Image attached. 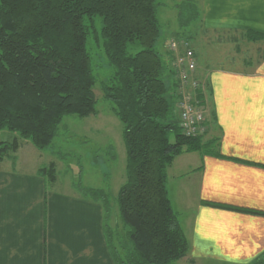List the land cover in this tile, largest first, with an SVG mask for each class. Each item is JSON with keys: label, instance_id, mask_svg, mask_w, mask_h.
I'll list each match as a JSON object with an SVG mask.
<instances>
[{"label": "trees", "instance_id": "16d2710c", "mask_svg": "<svg viewBox=\"0 0 264 264\" xmlns=\"http://www.w3.org/2000/svg\"><path fill=\"white\" fill-rule=\"evenodd\" d=\"M158 5V0H0V131L15 132L42 150L65 116L97 113L89 36L112 67L102 90L122 125L125 181L116 204L129 246L124 255L107 223L108 193L76 187L102 203L115 264H172L190 248L168 198L166 169L182 151L202 148V136L185 137L178 127V82L167 78L168 72L174 76L173 66L163 64L155 49ZM176 8L183 24L196 17L190 1ZM133 45L140 49L130 53ZM17 147L16 139L0 140V161ZM38 172L54 178L56 169L50 162Z\"/></svg>", "mask_w": 264, "mask_h": 264}, {"label": "crops", "instance_id": "0c3cea01", "mask_svg": "<svg viewBox=\"0 0 264 264\" xmlns=\"http://www.w3.org/2000/svg\"><path fill=\"white\" fill-rule=\"evenodd\" d=\"M201 5L202 31L239 33L264 51V0ZM163 49L166 55L167 43ZM232 61L240 63L197 64L208 130L200 138L202 148L182 151L166 169L168 198L190 246L172 264L264 260V53ZM28 147L0 161V264H115L102 203L57 172L54 178L41 175L38 169L46 163Z\"/></svg>", "mask_w": 264, "mask_h": 264}, {"label": "rangeland", "instance_id": "374dc122", "mask_svg": "<svg viewBox=\"0 0 264 264\" xmlns=\"http://www.w3.org/2000/svg\"><path fill=\"white\" fill-rule=\"evenodd\" d=\"M183 1L185 0H158L157 20L160 33L155 43V49L159 52L163 64L167 63V54H172V57L169 58L170 65L173 64L176 56V52L169 49V53L167 52L166 55L163 51V45L169 43L172 39L178 44L183 39L189 44V41L193 39L196 43L194 46L189 44V47L193 51L197 49L194 54L198 55L196 57L200 61L199 64L202 66L207 65V67L211 65L237 66L240 62L236 63L232 60L252 61L264 53L263 49L261 50L257 44L251 43L252 41L247 40L246 37L242 38L239 33L202 31L200 28L201 0H187L193 4L196 17L187 24L179 22L176 7ZM95 19L96 28L98 29L100 27V19ZM207 36L209 37L206 39ZM86 48L90 53L92 72L96 78L93 93L96 99L97 113L87 117L65 116L51 144L42 150L37 149L28 140L18 138L15 132L8 130L0 131V140L11 142L16 139L18 147L10 155L18 153L20 149L23 150L31 146L35 156L40 155L41 159H43L42 162L46 163L43 165H47L49 160L54 164L56 172L59 173L63 180L65 179L75 186L81 184L80 186H89L108 193L111 206V204H116V196L114 194L125 181L124 166L126 156L122 139V125L118 118L112 114L111 103L104 99L102 90V84L108 81L112 67L107 63L102 49L93 41L92 36L87 39ZM139 49V45H133L129 47L128 51L134 53ZM198 60H196V69ZM201 83L204 87L203 97H206L205 84L202 81ZM183 90L195 93L188 86ZM206 109L208 119L207 106ZM169 138L170 141L174 140L173 133H170ZM35 156L31 157L34 158ZM111 209L109 214H107V219L110 217L108 225L113 232V244L124 255L125 250L127 252L129 249L124 238V228L119 214L116 212L117 208L113 205ZM177 216L179 217V215ZM174 264L189 263L182 261ZM197 264L203 263L197 262ZM211 264L222 263L213 261Z\"/></svg>", "mask_w": 264, "mask_h": 264}, {"label": "built area", "instance_id": "2783aa9c", "mask_svg": "<svg viewBox=\"0 0 264 264\" xmlns=\"http://www.w3.org/2000/svg\"><path fill=\"white\" fill-rule=\"evenodd\" d=\"M167 48L176 52L172 66L178 82V98L175 104L178 127L185 137H201L208 130L207 109L205 97L202 94L204 93L203 84L195 76L196 57L194 51L184 39L180 44L172 39L167 43ZM186 86L194 90L195 93L184 91Z\"/></svg>", "mask_w": 264, "mask_h": 264}]
</instances>
